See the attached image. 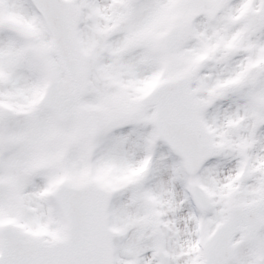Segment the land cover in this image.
Masks as SVG:
<instances>
[{"label":"snow or ice","instance_id":"obj_1","mask_svg":"<svg viewBox=\"0 0 264 264\" xmlns=\"http://www.w3.org/2000/svg\"><path fill=\"white\" fill-rule=\"evenodd\" d=\"M0 264H264V0H0Z\"/></svg>","mask_w":264,"mask_h":264}]
</instances>
